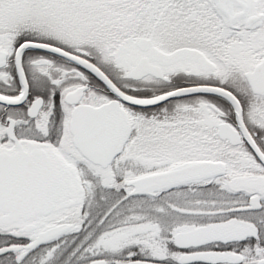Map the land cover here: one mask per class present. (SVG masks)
I'll return each instance as SVG.
<instances>
[{
	"label": "snow or ice",
	"instance_id": "obj_1",
	"mask_svg": "<svg viewBox=\"0 0 264 264\" xmlns=\"http://www.w3.org/2000/svg\"><path fill=\"white\" fill-rule=\"evenodd\" d=\"M0 264H264V0H0Z\"/></svg>",
	"mask_w": 264,
	"mask_h": 264
}]
</instances>
